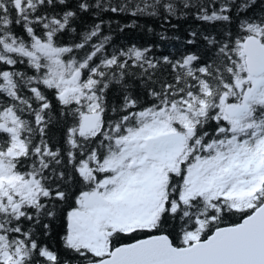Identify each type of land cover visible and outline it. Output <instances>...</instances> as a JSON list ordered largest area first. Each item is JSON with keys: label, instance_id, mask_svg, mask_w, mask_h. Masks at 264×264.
Returning <instances> with one entry per match:
<instances>
[{"label": "snow or ice", "instance_id": "1", "mask_svg": "<svg viewBox=\"0 0 264 264\" xmlns=\"http://www.w3.org/2000/svg\"><path fill=\"white\" fill-rule=\"evenodd\" d=\"M0 264H264V0H0Z\"/></svg>", "mask_w": 264, "mask_h": 264}]
</instances>
